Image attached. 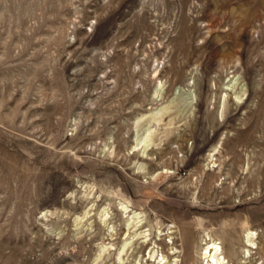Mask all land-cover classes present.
Listing matches in <instances>:
<instances>
[{"label":"rangeland","instance_id":"374dc122","mask_svg":"<svg viewBox=\"0 0 264 264\" xmlns=\"http://www.w3.org/2000/svg\"><path fill=\"white\" fill-rule=\"evenodd\" d=\"M263 2L0 0V264H264Z\"/></svg>","mask_w":264,"mask_h":264},{"label":"bare ground","instance_id":"6f19581e","mask_svg":"<svg viewBox=\"0 0 264 264\" xmlns=\"http://www.w3.org/2000/svg\"><path fill=\"white\" fill-rule=\"evenodd\" d=\"M264 3V2H263ZM234 87V85L231 83L228 87H226V89H229V88H233ZM236 91V90H235ZM231 92V91H230ZM228 93V92H227ZM226 95V92L225 93H223V97ZM232 95V94H231ZM240 100V99H239ZM228 101H230L231 102V104L232 103H235L236 104V102L235 101H233V99H231V98H229V100ZM224 102V101H223ZM218 103V102H217ZM216 103V104H217ZM223 104V103H222ZM216 106V105H215ZM214 162V161H213ZM126 210V209H125ZM128 222V221H127ZM140 224V222L139 221H137V222H135V223H128V227H130V226H134V227H136V228H138L139 225ZM143 228V227H142ZM111 229H112V227H111ZM141 230V229H140ZM114 231V230H113ZM122 231H123V229H122ZM115 232V231H114ZM116 233V232H115ZM252 233V232H251ZM250 233H248V235H249ZM251 235H253V233L252 234H250L249 235V237L251 236ZM135 236V232L133 231V232H130V237L129 238H133ZM250 239V238H249ZM145 240V239H144ZM144 240H141L142 242H145ZM113 243V242H112ZM254 245V244H253ZM257 246V245H256ZM104 247V245L102 246V248ZM205 247V253H208V256H209V259H208V262H207V264H225V257L222 255V251H221V246L219 245V242L217 241V240H208L207 241V244L204 246ZM255 247V246H254ZM111 248H114L113 246L111 247ZM142 248V247H141ZM174 248V247H173ZM172 248V249H173ZM127 249H128V246H127V242H124V243H122L120 246H118V249H117V251H116V257L117 258H119V260H118V262H119V264H124V261H125V259L122 257V253L124 252V251H127ZM171 252H174V249L171 251ZM164 257H165V255L163 254V256H162V258H161V261H163V262H166V260H164ZM152 259V258H151ZM161 263V264H164V263Z\"/></svg>","mask_w":264,"mask_h":264}]
</instances>
